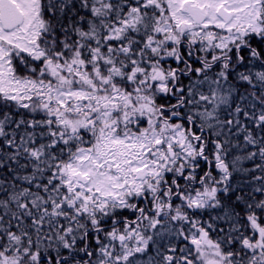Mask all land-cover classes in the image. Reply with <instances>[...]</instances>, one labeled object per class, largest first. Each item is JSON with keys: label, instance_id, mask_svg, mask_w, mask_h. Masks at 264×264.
<instances>
[{"label": "trees", "instance_id": "trees-1", "mask_svg": "<svg viewBox=\"0 0 264 264\" xmlns=\"http://www.w3.org/2000/svg\"><path fill=\"white\" fill-rule=\"evenodd\" d=\"M132 1L37 0L33 5L39 29L32 44L38 54L7 47L8 59L15 62L7 64L9 78L0 73V82L6 84L0 87V264L264 263V94L253 98L255 107L244 93H228L231 132L217 136L220 153H213L210 145L209 153V140L201 141L203 153L190 155L193 144L184 135L177 141L167 139L174 158L158 181L159 189L168 194L157 196L158 212L147 207L152 203L147 199L140 202L142 207L132 200L117 213L98 214L95 220L84 219L76 209L67 183L73 185L70 169L79 152L106 159L121 151L98 153L104 137L97 129H106L102 120L110 118L107 112L115 109L110 124L123 126L134 118L132 134L157 126L152 123L154 111L145 113L139 102L154 76L134 71L163 70L173 63L170 59L157 65L160 56H168L161 49L163 41H151L150 50L129 58L141 41L131 33L113 36L126 23L129 7L143 10L144 2ZM147 24L141 29H155ZM244 49L249 51L247 45L232 47L234 60L224 66L215 62L210 72L217 70L228 79L238 76L245 83L242 73L250 71L252 62L240 57ZM249 58L264 62V48L255 45ZM201 60H182L190 71L181 79L216 84L214 74L198 76ZM126 79L136 82L116 81ZM143 79L149 80L147 86ZM251 79L254 87L264 84ZM179 112L197 119L196 113L204 110L180 106ZM73 127L81 132H71ZM166 134L177 138L178 132L168 129ZM157 141L162 151V138ZM157 188L151 194H157ZM135 232H152L149 243L121 261L119 247L130 243Z\"/></svg>", "mask_w": 264, "mask_h": 264}, {"label": "rangeland", "instance_id": "rangeland-1", "mask_svg": "<svg viewBox=\"0 0 264 264\" xmlns=\"http://www.w3.org/2000/svg\"><path fill=\"white\" fill-rule=\"evenodd\" d=\"M16 1L19 5L18 7L23 11L24 21L19 29H16L13 32L7 33V37H4L2 40V45L7 48L11 45L12 48H15L19 51H27L31 52L28 49H25L27 46H23L22 43L25 41L34 42L38 31V21L36 20L37 13L35 11V3L37 0H12ZM144 2V8L141 11H134L131 7H129L127 12V20L122 28H118L113 36L115 38H119L121 35L125 34H133L132 38H137L141 40L140 46L135 49L134 52L128 55L129 58H135L137 56L142 55L145 50H150L149 45H152L151 41L154 43L157 41V38L164 34L166 36L168 34V30L171 27V20L174 21L178 18L177 21H182L183 27L178 28L179 31L186 32L188 37L191 38H199L200 40H208L214 41L215 38L218 40H222V36L225 35L224 32L216 30H211L214 33V38L209 37L210 30H203V33L197 34L196 29L193 25H191L188 19L184 16L185 14L180 12L182 8V2L185 0H133L132 2ZM190 4L199 6V8L205 12L208 16V24L216 23L218 18L216 16V10L219 7H223L226 10L234 11L235 17L237 16L240 20L242 16L245 15L244 9L248 5L249 8L255 13L259 10V6L257 5V0H242L238 2L237 0H189ZM34 3V5H33ZM250 3V4H249ZM179 7V8H178ZM180 16H175V12H177ZM237 13V14H236ZM255 15V14H252ZM253 25L255 22L253 18H250ZM158 20V22H156ZM145 23H149L147 25H152L155 27L153 30H148V28H142V25ZM187 24L186 26H184ZM222 28V27H221ZM152 29V28H151ZM225 30V28H224ZM232 30H228L230 32ZM8 57V55H6ZM15 61L5 58L0 65V68H3V65L7 67L6 64H13ZM5 63V64H4ZM170 72V70H168ZM113 74H120L117 71H110ZM138 74H145V71H134ZM160 79L157 77L152 82V84H156L161 86L159 83ZM66 97V95H64ZM61 98V97H60ZM154 137H159L158 133H151L147 137L150 141ZM169 139L170 141H177L180 138H176L171 134H166V141ZM158 143V142H157ZM176 143V142H175ZM181 145L184 142H180ZM153 142L142 143V146L136 143V155L130 161L123 160L122 166L120 168L119 160L116 158L108 160H104L101 167L97 169V157H94L92 153H79L77 157L73 161V176L76 173H80L81 176H85L87 179L86 185H80L76 181H73V185L69 186L67 183V187L69 188L70 194L76 199V209L80 211L86 219L95 220L98 219L99 215H109L115 214L120 208L125 207L126 193L128 191V187L123 186V181H127L131 185V187L135 186L136 188L144 187V183H141L140 180H135V168L139 164L147 163L149 158H151V146ZM167 145V143H166ZM168 146V145H167ZM164 148L162 149L163 153L161 157H158L156 160L159 162L164 157ZM174 151L171 150V153ZM83 156V158L81 157ZM172 156V155H171ZM94 161V163H92ZM100 166V165H99ZM158 169V166H157ZM113 170H118L119 175H123L120 178L117 177ZM151 175L155 172V168L149 167ZM116 188V189H114ZM109 194L108 197H98V193ZM132 234V233H131ZM152 232H149V235L146 236L141 232H135L133 235L132 241L129 243L122 242L119 247V259H125L126 256H132L134 253L140 252L144 249L150 240ZM126 236H123L121 240H125ZM102 252H105L103 250Z\"/></svg>", "mask_w": 264, "mask_h": 264}, {"label": "bare ground", "instance_id": "bare-ground-1", "mask_svg": "<svg viewBox=\"0 0 264 264\" xmlns=\"http://www.w3.org/2000/svg\"><path fill=\"white\" fill-rule=\"evenodd\" d=\"M188 9H197L199 6H191L190 2L186 1L183 4ZM233 14V21L237 22L238 25L242 29V33L244 35V40L241 39V48L244 45L248 46L249 51L241 50L240 57L245 61H251L252 64H249L250 71H243V76L245 83L239 81L238 76H231L229 79L224 78L217 74V70H213L207 74V77L212 78V74L216 76L217 81L216 84H208L207 81L201 80L203 82L191 81L190 83L187 81H177L176 85L178 87H183V90L180 94V98L182 102L186 100V98H191V101L188 100V104L186 103L187 108H194V110H204V112L196 114L198 115V120H205L204 122H199L195 117H193L190 113L181 114L179 112V107L181 103L178 99L175 98H167V97H149L145 94H142L139 98V102L142 105V109L147 113L149 110L154 111V115L152 116L156 121L169 124L174 128L181 129L185 131L187 134L199 141L216 140L217 136L221 133L224 135H229L231 132V124L230 121L227 120L229 115L230 106L226 102V97H228V93L231 92L235 95H240L244 93L246 97L251 100V103L257 107L258 105L253 101V98L259 97L264 94V84L261 88L254 87L255 80L251 79H260L264 80V62L255 61L250 57L251 50L258 45L264 48V31L259 29L257 26L253 25L251 19L246 14L239 18ZM237 14V13H236ZM175 16H180L178 12H175ZM208 19V16H207ZM218 21H223L222 18L218 17ZM206 22V21H205ZM251 33V36H247V34ZM4 37H7V34L4 32H0V40L2 41ZM23 46H27L25 49L30 50L31 52L38 54V50L35 49L33 44L30 41H25L22 43ZM13 46V45H11ZM262 68V69H261ZM259 70H263L259 72ZM117 81V80H116ZM192 83V84H191ZM117 84V83H116ZM243 87H238V85ZM221 87H219V86ZM247 88V89H246ZM169 104L167 105V103ZM170 105V106H169ZM205 107V108H204ZM228 107V108H227ZM166 108H172L169 113ZM208 109V111H207ZM192 118V119H191ZM204 123V124H199ZM231 119V116L229 117ZM106 126V133L109 137L113 139H124L128 136V130L123 126H120L118 123L110 124L104 123ZM167 143V141H166ZM258 144V142H255ZM163 153V151H161ZM162 153H160L162 155ZM171 153V150H164V157ZM156 158H149L147 163L139 164L135 168V173L146 171L147 167L155 168V173L158 175L163 174L162 167L158 165L159 163L155 160ZM158 166V169H157ZM123 168V167H122ZM121 168V169H122ZM135 205L138 207H142V204L138 201H134ZM147 207L151 208L152 211L158 212L160 209L155 203H147ZM210 212H213V209L210 208ZM141 210H144L141 208ZM122 211V210H121ZM131 256H126L125 261L130 259ZM40 264V263H37Z\"/></svg>", "mask_w": 264, "mask_h": 264}, {"label": "water", "instance_id": "water-1", "mask_svg": "<svg viewBox=\"0 0 264 264\" xmlns=\"http://www.w3.org/2000/svg\"><path fill=\"white\" fill-rule=\"evenodd\" d=\"M190 12L195 22L199 23L204 19V15L197 9H190ZM219 15L226 21L231 17V14L224 10H220ZM0 19L5 29H11L22 21V14L10 0H0ZM138 173L141 175L142 172ZM139 177L142 178V176Z\"/></svg>", "mask_w": 264, "mask_h": 264}, {"label": "flooded vegetation", "instance_id": "flooded-vegetation-1", "mask_svg": "<svg viewBox=\"0 0 264 264\" xmlns=\"http://www.w3.org/2000/svg\"><path fill=\"white\" fill-rule=\"evenodd\" d=\"M198 58H199L198 56H195V57H194V60H196V59H198ZM184 59H185V58L183 57V60H184ZM175 73H176V72L174 71V75H173V73L171 74V75H172V78H173L172 81H176V79H177V78H176L177 75H175ZM180 81H181V80H180Z\"/></svg>", "mask_w": 264, "mask_h": 264}]
</instances>
